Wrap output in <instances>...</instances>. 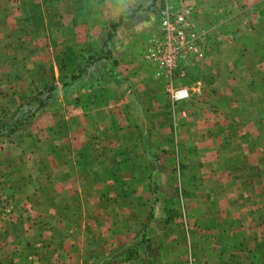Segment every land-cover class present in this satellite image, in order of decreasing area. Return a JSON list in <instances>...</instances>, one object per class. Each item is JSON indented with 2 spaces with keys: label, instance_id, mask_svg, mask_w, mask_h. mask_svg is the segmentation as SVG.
<instances>
[{
  "label": "crops",
  "instance_id": "0c3cea01",
  "mask_svg": "<svg viewBox=\"0 0 264 264\" xmlns=\"http://www.w3.org/2000/svg\"><path fill=\"white\" fill-rule=\"evenodd\" d=\"M152 1L0 0V103L27 90L36 94L30 91L31 86L27 89L24 85L26 74L35 70L36 62H42L43 48L49 53L52 49L51 39L43 40L42 30L56 33L65 30L70 40L67 44L72 46L75 43L84 46L88 42L86 38L103 43L106 53L116 61L114 78L119 82L114 88L119 96L114 101V118L109 120L108 114H103L102 120L98 116L86 124L82 121L79 126L67 121L65 129L69 126L70 129H66L65 152H59L61 147L57 145L43 149L45 141L39 134H33L28 145L19 148L7 163V153L1 152L6 163L5 174L0 173L1 180L5 182L12 174L10 171L19 166L18 174L24 171L31 174L34 187L32 194L26 192V185L22 194L18 191L17 209L7 218L2 230L17 248L12 249V259H1L0 264H181L185 257L192 264H264V233L253 232L247 226L252 197L246 200L237 193L250 192L256 185L258 188L253 191L258 200L264 197L260 193L261 189L264 192V183L250 184L245 180L249 169L237 164L239 160L234 152L229 156L226 149L228 163L218 160L219 153L211 148L221 147L213 144L231 139L229 129L237 124H227V118L216 124H213L215 120H205L209 111L208 103L203 102L211 103L210 95L219 94L222 100L226 98L219 105L225 109L243 103L229 101V97L236 94V87L241 88L237 94L250 88V79H259L264 87V0H219L220 5L228 3L226 10H212L206 20L201 16L202 8L217 0H173L193 4L192 18L198 26L215 34L219 46L209 49L200 67L195 63L188 67V71L198 69V76L189 73L187 78H172L170 82L164 76H157L154 64L143 57L157 27ZM232 5L237 7L234 12L230 11ZM213 17L215 21H211ZM253 64L254 68L261 65L259 70L263 73L256 71L251 76ZM170 83L186 86L189 98L170 103L165 91ZM262 93L264 96V90ZM261 101L264 106V98ZM105 107L102 109H111ZM2 109L7 107L0 104ZM240 126L245 130L242 122ZM60 138H51V143H57ZM127 143H131L130 155L122 152ZM153 144H160L156 156ZM192 152L196 165L183 167L185 153ZM169 154L175 157V165L167 161ZM44 155L50 156V167L46 166L47 162L43 163L45 166L41 164ZM53 156L66 157L68 163H52ZM28 157L33 161L29 162ZM134 157L146 160L147 181L152 180L153 166H161L160 174L174 178L172 183L127 184L125 191L135 190L133 194L141 192L145 197L132 196L122 203V193L116 198L114 192L122 185L112 178L107 183L106 175L109 169V175L116 172L120 175L122 162L124 166L129 163L125 168H134L135 165L126 161ZM14 158H20V165L13 162ZM229 160L233 162L230 167L236 169L231 175ZM68 169L73 170L72 175L64 177ZM126 170L128 174L131 172ZM254 171L264 173L257 166ZM23 181L26 178L17 184ZM59 183L63 185L60 190L52 189ZM3 188L6 190L7 186ZM30 194L32 200L25 198ZM49 195L62 197L55 200ZM43 202L49 203L50 212L53 206H64L66 217L74 216V209L81 207L80 215L75 216L77 229L70 231L68 227L60 234L58 216L50 213L53 217L49 218L48 214L39 213ZM105 206L109 209L103 210ZM128 207L139 210L130 220ZM144 207L148 208L146 214L140 211ZM29 213L33 215L31 222L26 218Z\"/></svg>",
  "mask_w": 264,
  "mask_h": 264
},
{
  "label": "rangeland",
  "instance_id": "374dc122",
  "mask_svg": "<svg viewBox=\"0 0 264 264\" xmlns=\"http://www.w3.org/2000/svg\"><path fill=\"white\" fill-rule=\"evenodd\" d=\"M154 1H152V3ZM226 4L220 5L219 0H217L216 2L209 4L205 8L201 7L202 8L201 11H203L201 12L202 18L204 17V19L206 20L210 12H212V10L214 11H218L220 9L226 10L225 7ZM243 4H245V2ZM190 5L192 6V13H193L194 5L193 4ZM239 5H241V3H239ZM236 9L237 7L235 8L232 5L230 11L231 10L235 11ZM151 10L153 11V13H155L152 6H151ZM215 20L216 19L213 17L211 21H215ZM200 26L201 25H199V27ZM202 29H205L207 33V40L205 43L206 45L205 54H206L209 51V49L210 51H212L213 49L217 48L219 44L216 43L215 41L216 36L215 34L212 33V31L209 28H202ZM93 33L96 34L97 33L96 30H94ZM41 36H43V40L51 39L49 42L52 45V49L49 53L48 50H45V48H43V51L41 52L42 62L41 63L36 62L35 70L29 72L30 74L32 73L31 76L29 75V73L26 74L25 85H24L27 89L31 86L30 91L36 92V94L29 93L27 90L25 91L24 94L17 95V97L15 95H12V98L11 96L6 97L7 98L6 102L3 99H1L3 101L0 104L2 106H6L7 109L0 110V168H1L0 173L5 174L6 171H4L5 169H3V167H5L7 161L11 160L10 156H16L15 154L19 152V148L23 146H27L28 140L33 137V134H39V136H41L42 139L45 141L42 143L43 149L49 150L52 148L51 146L57 145L58 147L59 146L61 147V151L59 152H65V143H67L66 134H67V130L70 129V126L68 127V129L66 128L67 130L65 129L67 121H71V122L73 121L76 124V126H79L82 124V121H84L85 122L84 124H86L88 120L89 122H91L92 119H97L98 116L100 120H102L103 114H108L109 120L114 118L113 117L114 107H115L114 101L115 99H119V96L116 93H114V88H116V85L119 83L114 78L116 61L114 58L110 57L106 53L105 51L106 47L103 45V43H100V41L90 42V39L86 38L88 42L84 46L75 45L76 44L75 42L73 46L72 44L68 45L67 41L70 40L67 39L65 30L57 31V33L56 31L53 30L51 31L42 30ZM145 53L146 50L143 52L144 58H145L144 56ZM103 56L105 57L109 56V57L103 58ZM204 57L205 55L200 60L195 62L196 67L197 66L200 67ZM28 67L31 66L29 65ZM260 67L262 66L259 64H258V68H254V64L253 66H250L251 76H253L254 72L256 71L263 73V71L259 70ZM37 68H39L41 72H37L38 71ZM198 72H199L198 69H192L191 71L190 70L188 71V67H187L184 75L182 76L175 75L172 78L173 79L187 78L189 77V73H191V76L192 74L198 76ZM230 72L231 70H229V73ZM157 76H163V75L157 74ZM172 78L168 79L169 82L172 80ZM206 78L207 80H209V76H207ZM38 81L39 83H37ZM249 82L247 84L251 86L250 88H246L245 91H240L241 94L240 93L237 94V92H239L241 88L236 87L234 90L236 94H232V96L229 97V101L232 100L233 102H241L242 100L243 103L241 102V105L239 104L231 107L228 106L225 109H223L219 107V105L222 104L223 101L225 102L226 98L224 97L222 100V96L219 94L217 95V97L210 95L211 97L210 100H212L211 103L207 100L203 101L204 103H208L207 110L209 111V115H206V117L205 116L204 117L207 118L205 119L207 121L211 119L215 120L213 124L220 123V120L224 118H227L226 119L228 120L227 124L230 123L235 125L237 124V127L233 129L228 128L229 131L232 133L231 139H229L227 142L221 140V143L220 141H216L218 144L214 143L213 145L220 146L221 148L216 150L212 147L211 149L214 150V153L216 154L219 153L218 160H221L224 163L225 162L228 163L226 157L228 155H225L226 149L229 151V156H231L230 154L232 152L237 154L236 159L239 160L237 164L240 163L241 168L249 169L248 171H246L248 172V174L244 175L245 180L248 179V182L250 184L261 185V183H264V173L261 174L260 171V174H257L254 173L255 172L254 170L256 166L260 170L261 169L264 170V106H263V102L261 101L264 98V96L260 95V93L263 94L262 92L264 90V87L259 79L254 80L252 78L249 80ZM227 85H229V81L227 82ZM48 86H52L49 91L47 90ZM20 87H22V85ZM165 91L167 93L170 103L176 102L178 100L188 99L190 96L189 95L187 98H183V99H173L169 93L168 85ZM47 92H48V98L45 97ZM37 99L44 101V103L38 104ZM243 99H245L246 101L245 103ZM103 105L106 106L105 107L106 109L108 108L111 109L106 111L102 109ZM35 106L36 107L42 106V107L36 109L34 108ZM206 113L208 112L206 111ZM241 122L244 124L245 130H242L243 126H240ZM92 132L93 131H91L90 134H93ZM102 133L107 134V131L106 132L103 131ZM224 135H226V133H224ZM60 136H62L63 138H60ZM57 137L60 138V141H57V143H51V138L55 139ZM22 138L24 139L22 140ZM6 140H8V142H5ZM9 141L10 142L13 141V142L9 143ZM15 141L17 142L19 141V142L15 144ZM153 145H154L153 154L154 156H156L158 154V150H159L158 148H160L159 146L160 144H153ZM206 145L208 144L206 143ZM142 146L143 144L141 145V147ZM69 149L70 148H67V150ZM122 149H123L122 152H127V154L130 155L131 152L130 150L132 149L131 143L125 144V146H123ZM141 150L145 151L146 148H142ZM106 151L109 150L106 149ZM1 152L7 153L5 157L6 163L3 159V155ZM194 152L189 154L185 153V157L183 156L184 159L182 160L183 163H181L183 167L193 166V164L196 165L197 160H195L192 155ZM7 155H9V158L7 157ZM53 157L55 160L52 163H56L57 161L63 162L65 164L68 163L66 157L65 158L58 156H53ZM43 159L44 161L41 164L47 162L46 166L50 167L49 166L50 165L49 160L51 159L50 156L44 155ZM166 159L167 161L169 160L170 164L174 163L175 165V157L173 155L169 154V156L166 157ZM28 160L29 162L33 161V159L31 160L29 157ZM109 161L111 162V160ZM126 161L130 162L131 163L130 165L132 166L135 165V167L125 168L126 166H129V163H127L126 166H124V163L122 162V167H123L122 173L119 175L116 172L114 176L113 175L111 176L109 175L111 169H109V172L106 175V180H105L107 182L109 178H112L115 180V182L117 181V183H119L120 186L122 185L121 188L118 187L119 190L114 191L116 194L115 195L116 198L118 194L122 193V197L120 198L122 203L125 202L127 199H129V197L131 198L132 196L140 197V198L145 197L140 195L141 192L138 194H133L135 193V190H132L130 192L127 190L125 191L123 188L127 184L132 185V183L140 184L145 182H151L153 185H156V183H162V182L172 183L170 181L171 179L174 178V175H169L168 178L167 176L160 174L161 166H153L154 172L152 174V180L147 181L145 178L147 175V173L145 172L146 160L144 158L139 159L134 157L130 160L127 159ZM157 161L160 162L161 160L158 159ZM13 162H15L16 165L17 164L20 165V158L19 159L14 158ZM37 162H39V160H36V163ZM211 163L212 161H210V164ZM174 165H172L171 168ZM231 165H233V162L229 160V168H230L229 175H231L232 172H236V169L230 167ZM43 166H45V164H43ZM18 168L19 166L16 167V170L13 169L14 172L10 171V173L12 174H10V176L8 177V179L5 180V182L1 180L2 174H0V190L1 188L4 190L3 192L0 191V260L5 259L6 257L12 259V255H13L12 249L17 248L16 245L13 244L10 239L5 238L2 231L6 224L7 218L10 217L13 211H16L17 209L18 205H16L17 203L15 200L17 199L19 194H22L21 190H24L23 185H26V187H24L26 189V192L31 191V194L33 193L32 189L34 187V181H33L34 178L32 179V175L29 174L28 172L26 173L25 171L22 174H18ZM126 169H128L129 171L131 170V172H129L130 175L128 174ZM188 169L189 168H186V170ZM72 172L73 170L68 169V173L66 171L64 177L71 176ZM75 172H77L79 175V172L77 170ZM43 174L44 173H42V175ZM111 174H113V172H111ZM36 177H37V173H36ZM235 177L238 176L235 175ZM24 178H26L27 180L26 182L23 181L22 183H20L21 185L19 183L17 184V182L21 181V179ZM37 182L39 183L40 180H38ZM3 186L4 187L7 186V189L5 190ZM62 187L63 185L59 183L57 187H54L52 189L60 190ZM254 187L255 189L258 188L256 185ZM255 189L254 188L250 189V192L244 190L243 193L241 191L237 193L242 194L241 198H244L246 200H248L247 198H249V196L252 197L250 199L251 218L249 220L250 223L247 225L248 228H250V230L253 232H257L258 230H260V232L264 233V197L262 196L260 199L257 200L258 196L255 195L256 191H253ZM6 191L8 192L11 191V192L10 194H8ZM57 192L60 195L59 191ZM106 192L109 193L111 191L107 190ZM14 193H16V197L14 196ZM158 193L161 196V192L158 191ZM260 193H264L262 189ZM31 194L25 196V198H30ZM190 195L192 196L193 192ZM49 196L55 200H58L57 198L62 197V196L57 197L56 195L54 197L52 195ZM235 196L237 197V195ZM48 204L49 203L47 202H43L42 210L39 213H42L44 216H47L48 214L47 217L49 218H51L52 216L49 215L50 213H55L56 216H58L59 223L57 230L58 232H60V234L61 232H66L68 227L70 228V231L71 229L72 230L77 229L78 224L76 222H78V219H76L75 216L80 215L81 207H76L74 209V211L72 212V215L74 216L71 217L67 214L68 217H66L64 206H58V205L53 206L52 208L53 211L50 212L48 210L49 209ZM120 207H122V205ZM108 209H109L108 206H105L103 210H108ZM147 209L148 208L144 207V210H140V211L143 214H146ZM24 210L26 211V208ZM137 211L139 210H137V208L135 207L129 208L127 219L129 218L132 219L133 216H136ZM31 213L26 215L27 220L30 222L33 221L32 220L33 215H31ZM39 213L38 216H40ZM67 218L69 219L68 222H67L68 220ZM240 225L242 226V224ZM29 226L31 227L32 225ZM93 243L94 245H97V242H93ZM39 244L40 243H38L37 246H39ZM9 253H11V255ZM189 260L188 257H185L184 260H182L181 264ZM190 263L192 264L191 261Z\"/></svg>",
  "mask_w": 264,
  "mask_h": 264
},
{
  "label": "built area",
  "instance_id": "2783aa9c",
  "mask_svg": "<svg viewBox=\"0 0 264 264\" xmlns=\"http://www.w3.org/2000/svg\"><path fill=\"white\" fill-rule=\"evenodd\" d=\"M151 6L157 16V27L144 56L154 64L157 74L167 79L182 76L187 67L205 55L207 33L192 18V6L188 3L155 0ZM168 86L173 99L189 96L184 85ZM183 264L191 263L189 260Z\"/></svg>",
  "mask_w": 264,
  "mask_h": 264
},
{
  "label": "trees",
  "instance_id": "16d2710c",
  "mask_svg": "<svg viewBox=\"0 0 264 264\" xmlns=\"http://www.w3.org/2000/svg\"><path fill=\"white\" fill-rule=\"evenodd\" d=\"M51 87H52V86H48V87H47V90L49 91V90L51 89ZM45 97L48 98V92H47V94L45 95ZM37 102H38V104H40V103H44V101L39 100V99H37Z\"/></svg>",
  "mask_w": 264,
  "mask_h": 264
}]
</instances>
